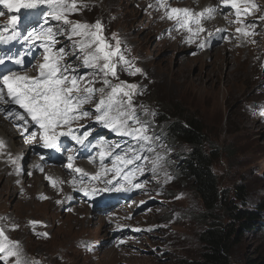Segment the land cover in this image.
I'll return each mask as SVG.
<instances>
[{
    "label": "rangeland",
    "instance_id": "374dc122",
    "mask_svg": "<svg viewBox=\"0 0 264 264\" xmlns=\"http://www.w3.org/2000/svg\"><path fill=\"white\" fill-rule=\"evenodd\" d=\"M83 1L77 3V7L80 6L81 10L69 15V19L88 24H94L99 19L104 26L103 35L112 41V34L116 33L124 45L127 58L130 59L129 55L132 56L137 67L143 69L142 73L132 76L125 71H120L118 66L117 73L119 81L139 85L136 90L137 95L133 99V103L138 106L137 113L141 112L140 105L145 106L149 112L156 113L154 117L148 115L147 120L152 122V132L159 137L156 143L161 146L153 145L155 151L165 158L161 162L162 166L153 172L151 161L156 157L148 153V161L136 162L142 167L143 174L141 171H135L128 181L123 182L124 188L128 190H112L101 199L96 196L103 192L90 197L79 189L83 186V188H93L107 185L100 182L92 183L88 179H85L83 183L79 179L76 183L72 180L69 183L71 187H68L70 193L66 194L62 200H58L59 203L57 202L59 209L49 201V198L51 193L64 192V185L59 188L57 185H48L45 188L46 185L41 184L33 176L37 169L32 170L34 164L32 161H26L23 174L26 177L24 183H28L27 185L32 188L30 192L25 190L27 196H19L11 182L3 176L1 178L0 175V219L7 214L12 220L22 224V228L12 230V235L8 236L13 241H19L18 250L20 255H23L22 258L28 264H180L185 259H200L204 247L199 235L209 225L211 219L207 220L206 216L198 219V215L205 212L204 202L195 192L192 180L179 172L185 165L183 153L191 151L189 145L182 141L169 143L163 134L164 124L171 116L175 122L177 118H183V123H186L187 119L194 118L207 134L205 148L214 149V170L219 177L222 191L227 194L226 200L229 199L236 205L238 202L237 207L262 209L261 221H255L256 228L245 232L240 236L241 241L234 244L231 252L233 262L248 263L250 258L264 255V80H262L263 83L261 81V78L264 79V21L259 19L264 16V0H254L259 5V9L244 16L250 25L255 24V27L250 29V32L256 33L253 35L254 43L256 40L259 41L255 48L232 53V50L226 51L223 47L220 51L216 50L211 54L197 57H190L196 56L193 55L192 45L183 48L177 42L163 39L168 29L164 24L155 25L150 16L141 12L138 1ZM143 1L145 9L155 3L152 0ZM200 2L202 6L208 3L204 0ZM222 5L221 1H217L219 8ZM241 7L243 8L244 5L242 4ZM50 9L51 6L48 5L40 6L31 13L28 17L30 20L21 26L20 31L22 32L29 25L48 26L44 24V18ZM0 11L4 13L0 15V22H2L0 24H5L11 13L4 5H0ZM228 11L223 12L229 21H235ZM193 13L199 14L200 10L194 6ZM233 15L236 17L235 10ZM61 23L49 20V25L54 30ZM238 26L240 24L237 23L227 25L231 31L235 30L233 33ZM179 30L181 29H177L176 32ZM67 34L65 29L64 34L57 36L56 45L57 48L64 46L66 52L71 47ZM190 37L195 36L192 34ZM236 37L239 39L237 45L240 46L242 41L248 39V36L245 37L240 33ZM73 39H79V37H73ZM188 39L189 37L183 41ZM221 42L228 45L224 42V38ZM24 44L28 43L23 39L20 42L15 40L7 44L0 43V58L12 57L15 63L17 56H22L23 64H26L25 71L35 76L38 73V65L43 63V60L38 55L32 67L35 61L33 58L42 47L37 44L33 51L29 48V51L25 53L22 50ZM4 45L7 49L3 48ZM18 45L20 47L16 48ZM129 49L130 51H127ZM82 58V56L77 58L75 55H69L65 57L64 62L70 63L76 69V73L91 79L93 70L81 66ZM225 59L229 60V64ZM220 60L222 65L220 74L213 76L212 70L217 68L216 62ZM255 64L256 74L248 80L250 76L248 77L246 69L254 67ZM214 65H216L215 68H212ZM186 66L189 76H208V80L203 84V93L197 91L193 84L185 83L184 79L176 74L178 71H185ZM229 66L233 70V73H230L234 75V78H230L225 83ZM175 77L179 79L176 80ZM96 79L95 87H103L100 77ZM113 81L117 80L113 79ZM81 86L83 87V83ZM108 91L109 89H106L105 95ZM96 103L98 99H93L90 104H85L84 108L92 109ZM162 114L167 115V119H162ZM94 115L95 113L93 117ZM251 116L261 118L259 121L254 119L256 123L249 122L247 117L251 118ZM140 118L146 119V115H141ZM79 124L87 125L90 131L99 125L93 118H84L79 121ZM79 124H74L73 127H79ZM107 131L108 129L102 128L92 134L99 145L86 141V146H82L71 137L62 139L61 156L64 161L59 164L69 163L67 157L72 156L76 151L86 153L87 155L82 158L86 160L85 164L81 165L72 161L73 168L79 167L87 173L94 174L101 168L99 163L101 151H113V155H123L130 148L137 146L131 137L112 133L106 135ZM29 133L31 132L29 131L27 135ZM31 138L26 143L28 149L26 152L37 145L39 152L34 154L40 153L44 148L41 137L36 140ZM99 140L107 143L102 145ZM44 151L53 152V149L44 148ZM93 157L96 158L95 162L92 160ZM52 163L55 164V162ZM105 166L107 168L113 166L111 158L105 160ZM132 168L133 165H129L124 172ZM165 172L172 177L167 182H165L167 179ZM111 175L114 173L109 174V179ZM78 176L79 174L75 173V177L78 178ZM137 183L142 186L135 187ZM240 185H243L247 193L244 203L236 200L237 188ZM48 188L52 190L47 191ZM41 191L44 193L40 194L36 200L33 193ZM91 204H95L97 208L92 207ZM75 209H79L81 218L75 217L78 216L73 213ZM84 213H86L85 217ZM90 215H93L92 221L88 220ZM33 221L37 223H32ZM223 221L227 224L231 220L225 216ZM33 224L36 226L43 224L41 229H44L47 235L31 234L29 227ZM4 225L0 227L4 228ZM85 249L89 251L86 252ZM15 259L10 257L6 262L0 261V264H15Z\"/></svg>",
    "mask_w": 264,
    "mask_h": 264
},
{
    "label": "snow or ice",
    "instance_id": "6c2138e0",
    "mask_svg": "<svg viewBox=\"0 0 264 264\" xmlns=\"http://www.w3.org/2000/svg\"><path fill=\"white\" fill-rule=\"evenodd\" d=\"M78 0H0V5H4L9 13V20L5 24H0V43L7 44L10 41L23 39L30 45L39 44L44 52L43 63L38 65V73L35 76L18 75L12 71L0 73V111H4L6 118L22 128L23 132H28L29 120L31 127L37 128L41 133L42 147L54 149L56 151L63 150L60 137H71L77 144L86 146L91 135L87 125L79 124L84 118H93L95 122L111 129L113 132L121 136L131 137L136 143V147L130 148L123 155L115 154L113 151H101L99 153V163L101 168L99 171L87 173L84 169L73 168V156H68V169H72L79 176L73 178V183L77 179L81 183L88 179L92 183H103L106 187L80 188L86 196H96L101 192L107 191H126L124 181H128L135 171H141L142 167L136 164L137 161H148V153L155 155V160L151 161V170L156 172L164 160V156L155 151L156 147L161 145L156 142L159 137L156 136L151 129L152 122L147 119H141V115L155 116L154 111L149 110L140 105L141 112L137 113V105L133 103L139 85L128 83L127 81H119L117 67L120 71H126L129 75L135 76L142 73L143 69L136 67L133 62L125 55V50L121 47V40L116 33L112 34V41H109L103 35V24L98 19L94 24L87 22L73 21L69 19V15L79 12L81 9L77 7ZM225 6L235 9L237 19L229 21V23L244 24L241 19L244 16L258 10L254 0H221ZM244 5L242 8L241 5ZM48 5L51 9L44 18V24L48 26L34 27L29 25L22 32L21 26L28 20L32 12L40 6ZM86 6V5H85ZM151 7V5H149ZM216 8H206L199 14H194L188 8H171L167 13V18L176 20V29H186L194 36L207 32L203 27L202 19H211L212 13L216 12ZM207 13V16H205ZM4 13L0 11V15ZM264 21V16L259 17ZM49 20L62 22L55 30L49 25ZM196 27L193 29L192 25ZM248 27H255L251 24ZM248 27H238L236 32L243 36L255 35V32H249ZM67 29V39L71 41L69 51H65V47H56L57 36L64 34ZM171 31V29L169 30ZM218 33H226L227 29H217ZM212 32H207V36L211 37ZM79 37V39H73ZM223 38V37H222ZM191 40L192 38L189 37ZM114 41V43H113ZM207 40L199 44L200 48H204ZM127 51H130L127 50ZM75 55L77 58L83 57L81 66L93 70L92 78L88 79L86 75L76 73V69L70 63H65V57ZM12 57L0 58V65H4L6 60L11 61ZM17 65L24 63L22 56L15 59ZM97 77H100L103 87L96 88ZM111 77L112 79H110ZM113 79L119 81L113 83ZM83 83V87L81 86ZM106 89H109L105 95ZM142 94V93H140ZM5 96L8 98L5 100ZM93 99H98L95 107L85 109V104H90ZM3 104L10 107L3 108ZM12 106H18L20 111ZM93 113H95L93 117ZM27 117V118H26ZM79 124V127H73ZM59 129H66L60 131ZM29 135L35 139L37 132L32 131ZM100 144H106L104 140H99ZM4 145V141L0 140V147ZM130 153V156H129ZM111 158L112 167L105 166V160ZM95 157L92 158L95 162ZM129 165L133 168L128 172L124 169ZM43 171V168L40 169ZM111 175L109 179L108 176ZM167 180L172 179L167 172L164 173ZM52 181V177H48ZM55 185V181H52ZM142 185L137 183L135 187L140 188ZM58 203L60 201H57ZM32 223H37L33 221ZM18 227V225L13 226ZM151 231V229H149ZM43 235H47L44 233ZM19 241L11 240L0 227V261H7L10 257H15V264H28L18 250Z\"/></svg>",
    "mask_w": 264,
    "mask_h": 264
},
{
    "label": "bare ground",
    "instance_id": "6f19581e",
    "mask_svg": "<svg viewBox=\"0 0 264 264\" xmlns=\"http://www.w3.org/2000/svg\"><path fill=\"white\" fill-rule=\"evenodd\" d=\"M134 1H136V2L138 1L137 3L139 4V10L141 12L145 13L146 15L150 16L151 20L155 23V25L160 26L161 24H164L165 28L168 29V31L166 32L163 39H166V40L172 41V42H177L183 48L192 45V47L194 48L193 55H196V56H190V57L208 55V54L215 52L216 50L217 51L222 50L223 47L226 48V51H227V49H230V50H232V53H235V52L240 53V52H242V50L246 49V51H248L250 49L255 48V46H257V44L259 42L258 40H256V42L254 43L255 40H254L253 35H249L248 39L246 41H242L241 46L237 45V43L239 42V39L236 37V35L238 33H236V32L233 33L235 30L233 29L231 31L230 28L227 27V25L231 26V23H229V18L223 12L224 10L225 11L229 10L228 12L230 14H232L231 18L236 20L237 17H235L233 15V10H235V9L230 7V6H225V5H222V7L219 8L217 6V1H221V0H204V1H208L207 5H205V6H202V3L200 2V0H152L155 2L154 5L151 7L148 6L147 9H145V3L143 0H134ZM78 2L82 3L84 1L78 0ZM194 6H196L197 10H200V12H202L206 8H216L217 9L216 12L212 13L211 19H206V20L202 19V21H201L203 27L207 30V32H212L213 35L211 37H208L207 32H203V33H200V35L198 37L195 36L191 40L188 39L187 41H183L186 38L190 37L192 35V33H189L186 29H181V30L176 32V30H177L175 28L176 20L175 19L170 20L165 15H167V13L170 12L171 8H181V9L188 8L189 10H191L193 12ZM241 19L244 20V24L243 25L240 24V26H238V27H248L250 25L249 22L244 19L243 14L241 16ZM28 20H30V19L28 18ZM0 23H2V22H0ZM192 27H193V29H195L196 25L193 24ZM170 29H171V31H169ZM217 29H227V32L226 33H218L216 31ZM250 29H251V27H248L249 32H250ZM222 37L224 38V42H227L228 45H225V43L221 42ZM205 40H207L205 47L200 48L199 44ZM17 41L20 42L21 39L17 40ZM221 43H223V44L221 45ZM18 47H20V45H18L16 48H18ZM121 47H122V49L125 50L124 45L122 43H121ZM3 48L7 49V47L5 45L3 46ZM0 54H1V51H0ZM39 54H40V52L37 55L34 54V58L35 57L37 58V56ZM129 57H130V60H132L134 62L133 57L130 55H129ZM36 58H35V61H34V64L32 65V67H34V65H35ZM260 60H261V56H260ZM225 61L229 64V60L225 59ZM220 62H221V60L216 62L217 68L215 70H212L213 76L220 74V68L222 67ZM189 63H191V62H189ZM134 64H136V63L134 62ZM216 65L212 66V68L213 67L215 68ZM135 66L137 67V64ZM25 67H26V64L17 65L16 63H13L12 60L11 61L6 60L4 65H0V73H4V72L10 70L12 72L17 73L18 75L34 76V74L27 73L25 71V69H26ZM227 68L228 69L226 71V74L227 73L228 74L225 75L226 76L225 83L230 78L231 79L234 78V75H232L230 73L233 71L232 68L230 66ZM246 72L248 74V77L250 76L248 78V80L252 79V77H254L256 74V64L252 68L248 67L246 69ZM176 74L178 75L179 78H183L185 83L193 84L197 88V91H201L202 93L204 92L203 84L208 80V76H206V75H204V77H200V75L189 76L187 66H186L185 71H182V72L178 71V72H176ZM207 75H209V72H207ZM179 78H177V79H179ZM175 79H176V77H175ZM189 79L191 80V82H189L190 81ZM255 80H256V77L254 78V81ZM262 80H264V79L261 78V81ZM113 83H117V81H113ZM262 83H263V81H262ZM5 99L7 100L8 98L5 96ZM0 103H2V102H0ZM243 106H244V104L242 105V107ZM8 107H10V105L3 104V108L7 109ZM12 107L18 109V106H12ZM263 107H264V105H263ZM18 110L23 111L22 109H18ZM246 112H249V111H246ZM247 118L250 120L249 122L252 121V122L256 123V121L254 119L259 121V119L261 117L257 118V117L251 116V118H249V117H247ZM30 125H31V121L29 120V125L25 126V127H28V132L29 131L30 132H32V131L37 132L36 138L35 139L31 138V139L32 140L40 139L39 137H41V133L38 131L37 128L31 127ZM59 130L65 131L66 129H59ZM27 133L23 132L22 128L17 127L15 123L8 120L4 114V111H0V140L4 141V145L2 147H0V175H1V178H2V176L7 178V180L9 182H11V184L15 187L16 192L19 196H21V197L27 196L26 195L27 193L25 192V190L30 192L32 190V188H30L27 185L28 183H26V184L24 183L26 177L23 176V174L25 173L26 161L27 160L32 161L34 163L32 166V170L34 171L35 169H37L36 173L33 176L35 179H38V181L41 184H43V185L45 184L46 185L45 188L48 185H50V186L54 185L52 183V181H55V186L57 185V188H59L61 185H64V192H62L61 194H52L51 193L50 198H49V201L53 202L56 205V207L59 209V205L57 204V201L62 200L66 194L70 193V189L68 187H71V185L69 183L75 177V173L73 172L72 169L67 168L68 162L63 163V164H59V163H62L64 161V158L61 156V151H56L53 149V152L47 151V153H46L44 151V148H43V149H41L40 153L34 154L35 152H39V148L37 147V145H35L32 147V149L29 152L28 151L26 152V150H28L26 143H28V140L31 137V136L27 135ZM65 138H67V136L60 137V142L62 139H65ZM91 151H93V150H91ZM31 155H32V157H31ZM86 155H87L86 153H81L79 151L74 152L72 155L74 157L73 162L74 163L75 162L80 163L81 165L85 164L86 160H84V159L82 160V158H84ZM36 157H37V161H35ZM60 160H62V161H60ZM52 162H55V164ZM74 163H72V164H74ZM22 164H23V166H22ZM41 168H43V171L40 170ZM48 177H52V181H50L48 179ZM97 187L103 188L106 186H97ZM22 189H23V191H20ZM46 190L48 191V190H52V189L48 188ZM108 192H110V191L103 192L102 194H100L99 196H96V197L99 199L104 198ZM42 193H44V192L43 191H41L39 193L34 192L33 196L35 197L36 200H38L39 195ZM73 199H75V198H73ZM91 206L97 208V206H95V204H93V205L91 204ZM73 213H76V215H78L75 217L81 218V212L79 211V209H75L73 211ZM85 216H86V213H84V217ZM92 217H93V215H90L88 220L92 221ZM2 224H5L4 225V231H5V234L7 236H11L12 235L11 231L16 230L17 228L21 227V225H22V224L16 222L15 220H12L7 214L5 215V217L3 219H0V225H2ZM14 225H18V227L14 228L13 227ZM42 225L43 224L38 225V226H36L34 224L30 225L29 231L33 235L40 234V233L44 234L45 230L41 229ZM7 233H10V234H7ZM18 240H20V239H18ZM81 248H82V246H81ZM88 251L86 250V252H88ZM21 257H23V255H21Z\"/></svg>",
    "mask_w": 264,
    "mask_h": 264
},
{
    "label": "trees",
    "instance_id": "16d2710c",
    "mask_svg": "<svg viewBox=\"0 0 264 264\" xmlns=\"http://www.w3.org/2000/svg\"><path fill=\"white\" fill-rule=\"evenodd\" d=\"M162 119L167 115L162 114ZM168 117L164 124L163 134L169 143L182 141L189 145L191 151H185L184 167L181 172L185 177L190 178L195 186V192L203 200L205 212L198 215V219L205 216L211 219L209 225L201 231L200 242L204 249L200 259H185L180 264H264V255L250 258L248 263L233 262L231 257L232 248L235 243L241 241V235L256 228L255 221H261L260 208L250 209L237 207L233 202L226 200L227 194L222 191L219 177L214 170V149L207 150L205 143L208 137L203 128L194 119L183 118L175 120ZM165 139V137L163 136ZM219 149V148H217ZM192 184V185H193ZM247 193L243 185L237 188V201L245 202ZM228 216L231 220L224 223L223 218ZM263 229V226H260Z\"/></svg>",
    "mask_w": 264,
    "mask_h": 264
}]
</instances>
